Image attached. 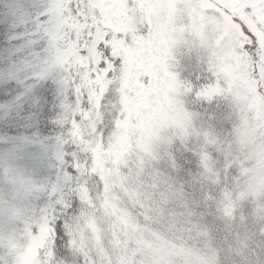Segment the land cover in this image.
I'll use <instances>...</instances> for the list:
<instances>
[{
	"label": "snow or ice",
	"instance_id": "6c2138e0",
	"mask_svg": "<svg viewBox=\"0 0 264 264\" xmlns=\"http://www.w3.org/2000/svg\"><path fill=\"white\" fill-rule=\"evenodd\" d=\"M121 2L136 23L134 34L106 27L114 0H0L6 57L0 78V264H24L33 248L35 264H73L74 229L83 226L89 211L84 192L95 203L105 191L94 150L98 143L109 149L129 116L123 88L126 61L112 41L132 47L136 37L152 34L141 0ZM209 3L218 9L213 12L218 21L230 18L239 26L246 42L237 51L251 64L250 78L264 96V38L257 36L264 33V20L257 18V6L245 0L242 13L234 14L228 0ZM259 7L264 9V0ZM98 30L103 40H97ZM174 55L186 108L196 110L208 130L230 133L226 98L202 95L218 83L226 87L210 54L194 44ZM143 82L147 85L148 78ZM172 155L185 179L196 171L198 160L191 151L177 153L174 146ZM218 165L226 167L227 161L218 158ZM229 173L230 182L235 172ZM126 176L124 186L140 193L142 202L144 196L155 197L147 175L132 168ZM233 259L235 264H264V246L250 244L243 258ZM75 264H86L85 258L76 256Z\"/></svg>",
	"mask_w": 264,
	"mask_h": 264
},
{
	"label": "rangeland",
	"instance_id": "374dc122",
	"mask_svg": "<svg viewBox=\"0 0 264 264\" xmlns=\"http://www.w3.org/2000/svg\"><path fill=\"white\" fill-rule=\"evenodd\" d=\"M143 1L141 0L140 11L144 20L152 27L151 37H136L132 47L123 40L112 41L117 54L123 55L126 61L123 88L126 90L125 101L130 106L129 116L120 123L109 153L103 154L104 148L99 143L94 150L96 169L105 180L104 197L93 203L88 194H84L89 211L83 226H79L77 236L84 248L89 247L93 251L97 264H213L211 260L204 258L192 259L188 251L177 250L164 237L140 230L146 226L142 224L140 227L142 221L137 220V213L144 217L147 215V218L149 213L160 223L158 214L163 209L161 201L166 195L169 196L170 191L159 187L161 177L158 170L145 171L147 166L157 160V151L161 146L169 144L173 136L183 140L198 139L202 142L200 147L204 149L212 146L206 136L190 128L180 102V86L175 73L168 68L173 66L172 59L176 56L174 53L189 50L194 44L210 54L212 66L225 81L226 87L221 88L218 83L202 95L206 98L222 95L235 105L243 120L241 124L247 128L244 130L241 126L238 144L242 141V147H245L248 143L252 144L250 140H254L255 148L247 154L246 161L252 164L250 174L254 172L253 176H259L256 183H262V186L264 96L257 93L255 82L250 78L251 64L237 51L243 49L246 42L239 26L234 25L230 18H226L223 23L216 20L213 12L218 9L214 5L208 9V1L205 0H178L173 3L169 0L155 3ZM244 2L245 0H228L234 14L242 13L241 5ZM247 2L257 6V18L264 20V9L259 7L260 0ZM242 18L251 24L250 18ZM106 27L118 33L136 32V23L125 14L121 0H114V6L108 9ZM257 36L264 38V33L257 32ZM103 37L104 35L97 34V40H103ZM72 55V52L68 53V56ZM92 55L98 63L100 57L95 48ZM144 77L148 78L147 85L143 82ZM215 148L218 149L215 152L219 156L220 149L218 146ZM246 152L241 151L243 158ZM132 168L152 180L150 187L155 190V197L144 196L142 202L140 193L124 186L126 173ZM151 207L156 211H151ZM47 236L48 233L45 232L39 247H43ZM35 260L33 248L25 255L24 264H35Z\"/></svg>",
	"mask_w": 264,
	"mask_h": 264
},
{
	"label": "trees",
	"instance_id": "16d2710c",
	"mask_svg": "<svg viewBox=\"0 0 264 264\" xmlns=\"http://www.w3.org/2000/svg\"><path fill=\"white\" fill-rule=\"evenodd\" d=\"M101 34L104 35L103 32ZM185 50L180 53H186ZM5 59L4 41L0 38V78L4 76ZM172 60L173 66L168 69L175 73L180 86V102L190 128L206 136L212 146L204 149L200 147L202 142L198 139L183 140L173 136L169 144L158 149L157 160L147 166L145 171L158 170V175L163 178H159L160 189L165 188L164 191L170 192L161 201L163 209L158 214L160 223L149 213V218L137 213V220L143 222H140V227L142 224L146 226L140 230L164 237L177 250L188 251L192 259L197 257V260H211L213 264H235L233 258H243L250 244L264 246V186L256 183L259 176H253L254 172L250 174L252 164L246 161L247 154L255 148L254 140L249 139L252 144L248 143L245 147H242V141L238 144L241 126L244 130L247 128L241 124L243 120L235 105L228 99L229 112L226 120H231V132H217L204 127L201 123L203 117L197 115L196 110L190 111L185 106L186 89L177 72L180 66L176 56ZM174 146L177 153L191 151L198 160L196 171L189 173L187 179L173 162ZM216 146L221 152L219 156L215 152L218 150ZM0 150H3V146H0ZM241 151H247L244 158ZM102 152L109 153V149H103ZM218 158L226 160L227 166L220 167ZM156 163L158 164L155 166ZM229 169L235 172L230 182ZM84 194H87L86 190ZM151 211L155 212L156 209L151 207ZM132 212L136 214L135 211ZM78 230L79 226L74 229L72 242L75 249L73 264L76 256H83L86 264H97L93 251L79 243Z\"/></svg>",
	"mask_w": 264,
	"mask_h": 264
}]
</instances>
